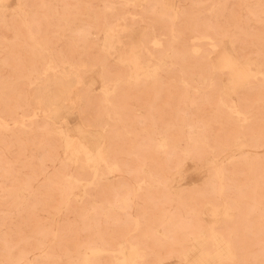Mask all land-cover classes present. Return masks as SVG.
Here are the masks:
<instances>
[{"label":"rangeland","instance_id":"374dc122","mask_svg":"<svg viewBox=\"0 0 264 264\" xmlns=\"http://www.w3.org/2000/svg\"><path fill=\"white\" fill-rule=\"evenodd\" d=\"M15 1L0 0V115L9 122L0 125V264H84L90 246L106 248L91 264H120L128 231L148 246L136 264H264V85L235 81L256 69L245 57L264 63V0ZM172 28L173 58L140 52L147 34L166 38ZM223 38L236 50L222 49ZM48 82L55 113L67 106L55 122L41 109ZM115 84L109 103L102 88ZM68 132L87 169L108 133L118 169L102 165L103 177L88 183L92 172L64 152ZM222 198L232 217L216 211ZM200 229L209 234L183 254Z\"/></svg>","mask_w":264,"mask_h":264},{"label":"bare ground","instance_id":"6f19581e","mask_svg":"<svg viewBox=\"0 0 264 264\" xmlns=\"http://www.w3.org/2000/svg\"><path fill=\"white\" fill-rule=\"evenodd\" d=\"M12 1H14L16 3L15 0H12ZM140 1L143 4H150L152 2V0H140ZM18 4H20V2ZM164 6L166 7L165 4H164ZM140 33L141 32H139V34ZM163 34L167 35L168 39H167V37L166 38L160 37L157 34H151V35L147 34V36L138 45L140 48V52L145 49L148 52L150 58H153V57L159 58L161 60V62L164 64L165 60L167 58H173L175 56L173 47L171 45H166V42L168 40L174 41L177 38V36H176L177 33L175 32V29L172 28L170 32H164ZM169 34H170V37H169ZM200 36H202V38L207 37L210 39V41L214 40L212 38V36L208 33L200 34ZM138 37H139V35H138ZM221 43H222V49L228 48L232 51L236 50L234 48L235 45L233 44V41H231L229 38H223L221 40ZM150 44L157 47L159 52L156 53V52L150 50V47H149ZM212 45L214 47H217L219 45V42H216V43L213 42ZM194 49L198 50L199 47L195 46ZM237 55H238V53H237ZM140 56H141V59L143 61V65H144L145 69H147L149 67L151 68L149 63L145 62L146 58H144V56H142L141 53H140ZM238 56L240 57V55H238ZM244 59L247 60L248 62L254 63L256 65V69L248 71V72L242 71V73H239V75L235 78V81H239L240 82L239 85H247V84H250L252 82V80H254V78H256L255 80L259 79L258 83H262V85H264V63H263V61L259 57H256V56H253V57L249 56V57H245ZM70 65H72V64H69V66ZM48 66H50V64H48ZM157 67H159V65H156L155 68H157ZM31 73L33 74V72H31ZM37 73L34 72L35 77H38ZM209 81H210L211 85L215 83V80L213 78H211ZM116 82H120V79L116 80ZM258 83H257V85H258ZM262 85H258V86L260 87ZM117 87H118V85L115 84L112 86L105 85L102 88V90L105 92V100L107 102H109V103L112 102L111 93H112V91L116 90ZM41 88H43V92L46 93V95L45 94L43 95L42 102H41V104H42L41 109H42L43 117L47 122L48 121L49 122L50 121L55 122L56 120H58L57 117H59L60 113L62 115H63V113L64 114L67 113V106H66V104H63V106H62L63 112L60 111V112H58L59 114H56L55 109H56L57 105L53 101L52 95L57 91V88L51 89V91H50L49 82L45 83ZM67 91H69V89ZM49 94H51V95H49ZM233 98H234V100H236V102L234 104H232L233 110L239 115H244V119H247L248 118L247 112L244 109H242L240 101L238 100V98H236L235 95ZM5 116L0 115V125H2L3 127H6L9 125V122ZM24 117H25V113H22V112L18 113V117L14 118L13 123L14 124H20V125L23 124ZM62 117H65V115H63ZM104 128H105V130H107V125H105ZM169 139L170 138H169V135L167 133L164 132V133L160 134L159 145L160 146L168 145ZM74 140H75L74 135H72L70 132L66 133L63 136L64 152L67 155L69 161L74 163L75 165H77L81 170L86 171V172H89V171L92 172V176L88 180V183H93V182H95L96 179L103 177L102 173L100 172V168L102 165H106L112 171H115L118 169L119 164L115 160L111 159V153H110L111 143H110V135L108 133H105L103 135L102 141L100 142V144L98 146H96L94 148V151L92 152L91 156L93 158H91L90 161L87 163L89 165V167L91 166V169H87V167H86L87 165L85 166V165L80 163V159L78 156L81 154V152H80L79 148L74 144ZM226 156H228V155H226ZM215 174H216L218 179H222V169L220 167H216ZM70 177H73V178H76L77 180H80V178H78V176L73 175L72 173L69 176V178ZM90 185H92V184H90ZM222 193H223V187L220 189L221 197L223 196ZM85 194H86V190H84L82 192V194L76 193V195H81V196H83ZM121 200L125 205L129 203V199L127 197L122 198ZM223 202L224 203L220 206L215 205L216 211L218 212V210H220V209H226L231 214V217H232V215L234 214V212H233L234 207L232 205H230L229 203H227L226 199H223ZM212 203L213 202H208L207 205L212 204ZM214 219L218 220L220 218H219V216H215ZM159 221L161 222L160 219H155L153 221V223H157L156 228H157L158 232H160L163 235H166L168 229L165 226L162 227V225L158 224ZM158 225H160V226H158ZM160 227H162L163 229H161ZM139 228H140V221H139V219H136L135 223H134L133 230L135 231V230H138ZM218 230L220 231L219 233L222 235L223 240L229 245L230 253L233 256L235 251H234V246H233L232 242L226 237V233H225L224 229L219 227ZM209 231H210V229H200L197 231L189 232L190 237L188 239H189L191 245H190V247H188L186 249L185 252H183V251H181V252H183V254H186V255L191 254L195 248L194 243L197 240V238H199L200 236H202L205 233L209 234ZM142 233L144 235L149 234L148 231H144ZM130 234H131L130 231L123 233L124 239L119 242L120 243L119 247L116 249V251L123 254L122 259L120 260V264H136L139 261H142L148 255V252H147L148 246L142 245V242L137 240V239L135 240V239L130 238ZM210 240H212V239H210ZM212 242L214 243L213 240H212ZM105 249L106 248H104L102 246H90V247H88L86 249V252L84 255V264H91V261H90L91 257L94 255H98L99 253L103 252ZM112 250H114V249H112ZM175 256L178 257L179 255H175ZM160 261H161L160 263H162L163 259H160Z\"/></svg>","mask_w":264,"mask_h":264}]
</instances>
